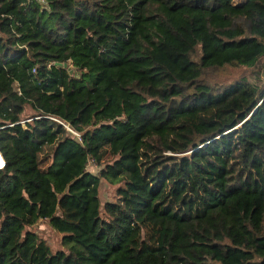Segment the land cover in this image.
Returning <instances> with one entry per match:
<instances>
[{
  "label": "trees",
  "instance_id": "trees-1",
  "mask_svg": "<svg viewBox=\"0 0 264 264\" xmlns=\"http://www.w3.org/2000/svg\"><path fill=\"white\" fill-rule=\"evenodd\" d=\"M0 154V264H264V0H0Z\"/></svg>",
  "mask_w": 264,
  "mask_h": 264
},
{
  "label": "rangeland",
  "instance_id": "rangeland-1",
  "mask_svg": "<svg viewBox=\"0 0 264 264\" xmlns=\"http://www.w3.org/2000/svg\"><path fill=\"white\" fill-rule=\"evenodd\" d=\"M241 2H243V0H232L233 4H239ZM242 72L243 70L241 68H225L222 71L210 74L209 78L211 80L223 81L228 80L230 78L238 77L242 74ZM29 115L30 111L25 110L23 115L24 117L21 118L20 123L29 122V120H26V117H28ZM64 126L65 125L63 124H58L56 125V127H49V133L45 140V144L39 149L36 154V163L40 169H43L45 168V166L48 165L53 147L67 133ZM86 171L96 175L97 166H95L94 163L89 162L86 165ZM116 187V185H110L103 180H99L98 198L100 202V210L104 203L114 201ZM27 230L34 232L39 238L44 240L52 252L63 250V247L60 245V236L57 235L54 231H52L45 223V221H41L37 225L28 228Z\"/></svg>",
  "mask_w": 264,
  "mask_h": 264
},
{
  "label": "built area",
  "instance_id": "built-area-1",
  "mask_svg": "<svg viewBox=\"0 0 264 264\" xmlns=\"http://www.w3.org/2000/svg\"><path fill=\"white\" fill-rule=\"evenodd\" d=\"M60 125H61V123H60ZM64 127H65V130H66L68 133H70L71 135L77 137V135L74 134L73 132H71L66 126H64ZM4 168H5V162H4V160H3V158H2V156H1V154H0V171H2Z\"/></svg>",
  "mask_w": 264,
  "mask_h": 264
},
{
  "label": "water",
  "instance_id": "water-1",
  "mask_svg": "<svg viewBox=\"0 0 264 264\" xmlns=\"http://www.w3.org/2000/svg\"><path fill=\"white\" fill-rule=\"evenodd\" d=\"M55 66H59L58 64H55ZM62 68H66V65H62ZM68 69V74H71V71H70V69L69 68H67ZM24 123H26V122H22V123H20V125L22 126V127H24Z\"/></svg>",
  "mask_w": 264,
  "mask_h": 264
}]
</instances>
